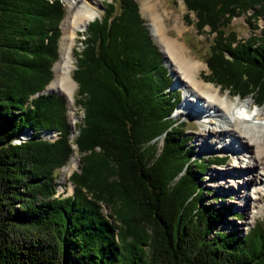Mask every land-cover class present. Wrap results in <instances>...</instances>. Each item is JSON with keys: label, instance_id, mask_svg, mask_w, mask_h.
<instances>
[{"label": "trees", "instance_id": "trees-1", "mask_svg": "<svg viewBox=\"0 0 264 264\" xmlns=\"http://www.w3.org/2000/svg\"><path fill=\"white\" fill-rule=\"evenodd\" d=\"M181 1L197 32L213 35L207 82L264 105V28L247 40L226 31L247 10L264 19V0ZM103 6L72 74L83 165L70 177L73 197L55 198L70 154L66 104L40 92L58 58L63 4L0 0V264H264V219L244 237L218 230L224 215L205 203L200 182L226 160L194 159L184 122L170 118L179 93H167L171 79L137 4ZM26 130L29 139L14 144ZM45 130L60 138L43 140Z\"/></svg>", "mask_w": 264, "mask_h": 264}, {"label": "bare ground", "instance_id": "bare-ground-1", "mask_svg": "<svg viewBox=\"0 0 264 264\" xmlns=\"http://www.w3.org/2000/svg\"><path fill=\"white\" fill-rule=\"evenodd\" d=\"M160 4L161 0H142V10L151 21L152 31L164 49L165 58L178 84L183 85L184 91L187 90L185 95L189 99H185V104L181 105V111H193L192 104L202 101L206 106L203 111L205 120L199 124L202 133L210 137L211 144L215 140V146L212 147L214 151L218 152L223 146L228 151L236 153L242 150L248 154V163L237 158V163L225 170L227 175L218 172L215 174H219L220 178H224L225 183L227 182L223 189L237 190L238 209L247 210V214L250 215L249 219L253 221L255 215L264 209V108L256 110L253 114L251 105L254 101L252 99H238L234 102L230 97L231 92L223 93L224 91L220 88L208 83L201 72L204 65L191 56L188 48L177 39L184 31L179 15L172 25L178 36L172 38L169 36L164 17L159 12ZM99 6V0H73L68 9V16L62 22L63 37L60 44V59L53 68L54 78L46 91L61 93L66 97L69 105L72 103L75 89V82L71 76L74 40L77 33L85 30L95 19L99 13ZM181 9H184L183 5ZM163 14L167 16L166 9L163 10ZM175 86L173 85V88ZM183 100L184 98L182 102ZM188 102L191 103L189 108ZM195 115H198V112ZM50 137L53 138V134ZM72 164L75 165V159L70 161L71 168H73ZM239 184L244 187V192ZM248 224V222L245 223V225Z\"/></svg>", "mask_w": 264, "mask_h": 264}, {"label": "rangeland", "instance_id": "rangeland-1", "mask_svg": "<svg viewBox=\"0 0 264 264\" xmlns=\"http://www.w3.org/2000/svg\"><path fill=\"white\" fill-rule=\"evenodd\" d=\"M63 4L64 8V17L68 16V9L70 6V3L73 2V0H60ZM112 0H99L100 6H99V13L96 15L95 18H100L102 14L105 11V5L107 2H111ZM135 3L138 6L139 13L145 23V28H147L150 38L152 42L155 44V46L158 48L161 57H162V63L163 66L166 69L167 75L170 77L171 82L168 84L167 87V93L170 95H174L175 93H179V101H177L175 109L173 113L170 115V118L175 121V122H184L185 124V136L189 138L187 142V146L189 150L191 151L194 159L199 160V159H208V162L214 163L215 160H222L225 159L226 161L224 163L219 164H213V165H208L209 167L205 169V172L203 173L201 177V185L204 187V189L209 192L207 194V197L205 198V203L209 206H213L215 209L220 210V212L223 213L224 217L223 220L221 221V226L218 227V230H226L229 232H237L241 237H244L249 230H251L256 222H261L262 219H264V209L262 212L260 211L255 215L254 220L249 219V213L247 214V210L243 211L242 209H238L237 205V199H236V191H227L223 189V186L227 183H225L224 178H220L219 174H215V172L218 173H224V175H227L225 170L230 166L234 165L237 163V158L243 159L244 163H248V154H246L242 150H238L236 153L235 151H228L221 147V150L218 152L214 151L215 146V140L210 141V137L206 136V134L202 133L201 127H200V122H203L205 120V115H204V110L206 108L205 105H203L202 101H199L198 103H193L192 105L194 106V110H188L186 111H181V105L185 104V99H189L185 95V90L182 88V84H178L177 79L175 74L171 71V68L165 58V53L164 49L162 48L161 44L158 42L156 39L152 28L150 26L151 21L147 17L146 13L143 12L142 10V0H134ZM181 5H183L184 9H181ZM166 9L167 11V16L163 14V10ZM159 12L163 15L165 25L167 26V30L169 33V36L172 38H176L178 35L176 31L172 28L174 19L179 15V21L182 23L184 26V31L182 36L178 37L179 41L183 43L188 50L190 51L191 56L195 57L198 61H200L204 66L201 69L202 75H206L209 73L208 68L204 62L205 58L207 57L209 50H210V44L212 41L213 35H210L208 32V28L205 27L201 32H197L194 23L196 22V18L192 12L187 13V8L184 4L183 1L181 0H161V4L159 7ZM188 15V17L186 16ZM252 15V12L250 10H247L244 13H238L232 20L230 27L227 28L226 31H235L237 33V39L239 40H247L250 36H260L261 29L264 28V19L259 16L255 20H251L249 16ZM186 16V17H185ZM186 18V19H185ZM250 20H249V19ZM60 23V37L58 39V58L53 64L51 71H52V79L54 78V66L60 59V44L62 42V22ZM93 20L90 22L92 23ZM89 23V24H90ZM89 25L87 26V28ZM87 28L83 31H79L76 35V38L74 40V46L72 50V60H73V68L71 70V76L73 74V71L76 70V59H75V52H81L83 49V44L82 40H84V35L86 34ZM48 83L46 86L45 90H43L42 94L40 95H58L62 96L65 99V104H66V121L69 126V131L67 134L66 139L68 140L67 143H69L70 147V154L65 162V164L61 167H59L56 171V175L54 177V185H55V195L54 197L56 198L59 196L60 198H67V197H73L74 195V185L70 182V177L77 173L79 174L82 169V156L84 153L80 152L78 150V147L75 143V140L79 136V127L81 128L83 126L82 120L84 117L83 110L80 106H76L75 100L77 99V85L75 83V89L73 93V100L72 103L69 105L66 97L62 95L61 93L57 91H46L47 87L50 86L51 81ZM207 81V80H206ZM209 83V82H208ZM173 85H176L173 88ZM177 87L179 88L177 90ZM216 87V86H215ZM218 88V87H217ZM46 92V93H45ZM41 93V92H40ZM223 93H227V91H224ZM38 94H36L37 96ZM234 102L238 101V97L236 96H230ZM182 98H184L182 102ZM243 99H249L251 100V97H245ZM180 105V106H179ZM188 108L190 107L191 103H187ZM203 106V108L200 109V107ZM264 108V105L256 107V110ZM198 112V115H195L196 112ZM195 112V114H193ZM215 113V112H213ZM187 114V115H186ZM189 115V116H188ZM200 117V119H199ZM258 130V129H257ZM46 131V132H45ZM40 133L41 137L43 140L48 141V142H54L60 138V133L56 131H48L45 130ZM31 130H26V132L20 134L19 139L13 141L14 144H19L20 142L26 141L29 139V135L31 134ZM48 132V133H47ZM47 133V135L45 134ZM53 134V138L50 137V135ZM201 135V136H199ZM228 137V136H227ZM202 138V139H201ZM204 138V141H203ZM229 139V138H228ZM156 141V148L155 150L157 153L160 151L161 146H162V139H155ZM230 140V139H229ZM95 151H98L96 149ZM228 153V154H224ZM75 159V165L72 164V167H70V161ZM238 159V161H239ZM237 169V168H236ZM238 180V178H236ZM220 184V186H219ZM240 185V184H239ZM238 187H242L241 190L244 188L242 185ZM243 192L245 189L242 190ZM247 193V192H246ZM88 196V195H87ZM99 207L101 209L102 214L110 217L111 219L114 220V217L112 215L111 209L106 206L105 204H99ZM229 210L231 212L227 213L226 211ZM240 215L241 217H235V215ZM249 223L248 225H245V223Z\"/></svg>", "mask_w": 264, "mask_h": 264}, {"label": "water", "instance_id": "water-1", "mask_svg": "<svg viewBox=\"0 0 264 264\" xmlns=\"http://www.w3.org/2000/svg\"><path fill=\"white\" fill-rule=\"evenodd\" d=\"M42 93H44V92H41L40 94H42ZM46 93V92H45Z\"/></svg>", "mask_w": 264, "mask_h": 264}]
</instances>
